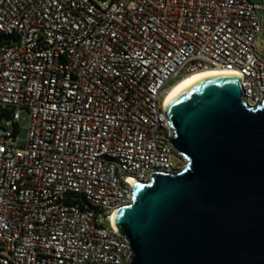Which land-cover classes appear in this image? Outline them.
<instances>
[{
	"label": "built area",
	"instance_id": "built-area-1",
	"mask_svg": "<svg viewBox=\"0 0 264 264\" xmlns=\"http://www.w3.org/2000/svg\"><path fill=\"white\" fill-rule=\"evenodd\" d=\"M259 10L264 0H0V264H130L115 213L137 183L187 163L170 142L171 87L220 68L249 106L264 101Z\"/></svg>",
	"mask_w": 264,
	"mask_h": 264
},
{
	"label": "water",
	"instance_id": "water-1",
	"mask_svg": "<svg viewBox=\"0 0 264 264\" xmlns=\"http://www.w3.org/2000/svg\"><path fill=\"white\" fill-rule=\"evenodd\" d=\"M187 163L137 183L119 209L130 264H264V101L238 76L202 82L169 109Z\"/></svg>",
	"mask_w": 264,
	"mask_h": 264
},
{
	"label": "bare ground",
	"instance_id": "bare-ground-1",
	"mask_svg": "<svg viewBox=\"0 0 264 264\" xmlns=\"http://www.w3.org/2000/svg\"><path fill=\"white\" fill-rule=\"evenodd\" d=\"M220 76H238L236 73H232L220 68H207L196 72H193L183 79L179 80L175 85L168 91L165 101L166 110H168L181 96L186 92L201 84L202 82L220 77ZM119 211L114 215V221L117 222V216Z\"/></svg>",
	"mask_w": 264,
	"mask_h": 264
},
{
	"label": "rangeland",
	"instance_id": "rangeland-1",
	"mask_svg": "<svg viewBox=\"0 0 264 264\" xmlns=\"http://www.w3.org/2000/svg\"><path fill=\"white\" fill-rule=\"evenodd\" d=\"M108 1L110 2V0H108ZM252 2L261 3L262 0H252ZM258 14H259L260 18L264 21V10H259ZM257 44H258V47L260 48V50H262L263 53H264V31L258 36ZM178 79L179 78L172 79L169 82L167 87L172 86L173 84H175L178 81ZM164 96H165V94H163L161 96V100L164 98ZM29 123H30V114H29V112L26 109L21 110L19 126L21 128H27L29 126ZM175 162L180 164V160L177 157L175 158ZM105 226L107 228H109V223L106 222Z\"/></svg>",
	"mask_w": 264,
	"mask_h": 264
},
{
	"label": "trees",
	"instance_id": "trees-1",
	"mask_svg": "<svg viewBox=\"0 0 264 264\" xmlns=\"http://www.w3.org/2000/svg\"><path fill=\"white\" fill-rule=\"evenodd\" d=\"M8 40L9 38L6 35L0 33V46L8 43Z\"/></svg>",
	"mask_w": 264,
	"mask_h": 264
}]
</instances>
